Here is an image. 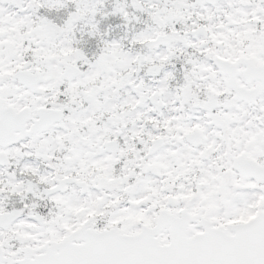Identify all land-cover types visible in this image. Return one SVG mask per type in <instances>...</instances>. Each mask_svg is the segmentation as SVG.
<instances>
[{
	"label": "snow or ice",
	"instance_id": "6c2138e0",
	"mask_svg": "<svg viewBox=\"0 0 264 264\" xmlns=\"http://www.w3.org/2000/svg\"><path fill=\"white\" fill-rule=\"evenodd\" d=\"M0 264H264V0H0Z\"/></svg>",
	"mask_w": 264,
	"mask_h": 264
}]
</instances>
